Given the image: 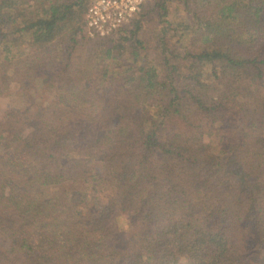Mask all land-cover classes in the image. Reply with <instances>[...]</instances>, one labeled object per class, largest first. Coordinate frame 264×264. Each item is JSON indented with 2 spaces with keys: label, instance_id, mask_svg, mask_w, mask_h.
Instances as JSON below:
<instances>
[{
  "label": "trees",
  "instance_id": "obj_1",
  "mask_svg": "<svg viewBox=\"0 0 264 264\" xmlns=\"http://www.w3.org/2000/svg\"><path fill=\"white\" fill-rule=\"evenodd\" d=\"M176 2L150 44L0 0L5 96L69 101L0 116V264H264V0Z\"/></svg>",
  "mask_w": 264,
  "mask_h": 264
},
{
  "label": "rangeland",
  "instance_id": "obj_2",
  "mask_svg": "<svg viewBox=\"0 0 264 264\" xmlns=\"http://www.w3.org/2000/svg\"><path fill=\"white\" fill-rule=\"evenodd\" d=\"M154 2H148L146 5L141 9L140 13L138 14L136 21L140 22V27L138 30V33L136 36L141 39L144 38L145 40L149 41L150 44L154 42V39L156 37V34L159 32L160 29H162L164 26H166V23L171 22V24L174 26V28L179 24L182 13L180 11V4L176 2V0L168 3L166 5V10H161V9H154L153 7ZM146 15L144 19L139 18L140 15ZM179 34V33H178ZM83 36V35H82ZM90 37V36H89ZM92 38V37H91ZM80 42V40H79ZM23 51L24 48H21ZM3 55H1V58ZM2 60L0 59V76L2 72ZM2 89V87H0ZM3 90V89H2ZM3 94L0 96V116H2L3 113H5L6 109H12V108H17L22 105V102L25 101V94L29 95V98L35 99L33 105V109L40 108L39 106L45 102V99H48V103L52 104V101H59L60 106L67 107L65 102L69 103L68 99L66 96L63 98L59 97H54V96H47V95H35L33 94L34 91L29 90V91H23L20 90L19 93L22 94V96H19L18 94H15L14 96H11L10 98H7L5 96V90H3ZM16 93V92H15ZM41 93V92H40ZM27 100V99H26ZM216 134V133H214ZM1 154V152H0ZM3 154V153H2ZM95 191V189H94ZM98 191V188L96 189V192ZM106 192L109 193L107 190ZM100 196H103V194H100ZM123 228H125L124 224H122Z\"/></svg>",
  "mask_w": 264,
  "mask_h": 264
},
{
  "label": "built area",
  "instance_id": "obj_3",
  "mask_svg": "<svg viewBox=\"0 0 264 264\" xmlns=\"http://www.w3.org/2000/svg\"><path fill=\"white\" fill-rule=\"evenodd\" d=\"M146 1L89 0L83 20L90 37H106L129 24Z\"/></svg>",
  "mask_w": 264,
  "mask_h": 264
}]
</instances>
